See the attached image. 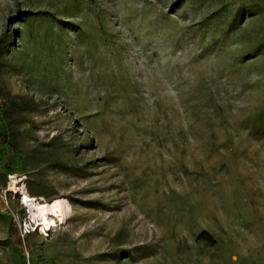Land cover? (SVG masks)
<instances>
[{
	"label": "rangeland",
	"instance_id": "1",
	"mask_svg": "<svg viewBox=\"0 0 264 264\" xmlns=\"http://www.w3.org/2000/svg\"><path fill=\"white\" fill-rule=\"evenodd\" d=\"M0 264H264V0H0Z\"/></svg>",
	"mask_w": 264,
	"mask_h": 264
},
{
	"label": "bare ground",
	"instance_id": "2",
	"mask_svg": "<svg viewBox=\"0 0 264 264\" xmlns=\"http://www.w3.org/2000/svg\"><path fill=\"white\" fill-rule=\"evenodd\" d=\"M14 183L15 185H12V190L27 199L32 208L30 216L38 224V227H41L45 235H49L51 231H54L59 221H64L70 209L66 198L59 197L52 200L38 198L35 195L29 194L25 183H20L19 180H15Z\"/></svg>",
	"mask_w": 264,
	"mask_h": 264
},
{
	"label": "built area",
	"instance_id": "3",
	"mask_svg": "<svg viewBox=\"0 0 264 264\" xmlns=\"http://www.w3.org/2000/svg\"><path fill=\"white\" fill-rule=\"evenodd\" d=\"M20 201L23 205V208L25 210V213H26V217L22 220L21 222V229H22V234L25 235V234H28L34 230L37 229L38 227V224L35 223L33 220H32V217L30 216L31 214V206L30 204L27 202V199H25L24 196H20Z\"/></svg>",
	"mask_w": 264,
	"mask_h": 264
},
{
	"label": "trees",
	"instance_id": "4",
	"mask_svg": "<svg viewBox=\"0 0 264 264\" xmlns=\"http://www.w3.org/2000/svg\"><path fill=\"white\" fill-rule=\"evenodd\" d=\"M200 237H203V238H205L209 241H212V242L214 241V237L212 236V234L206 230L201 233Z\"/></svg>",
	"mask_w": 264,
	"mask_h": 264
}]
</instances>
